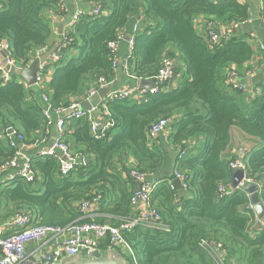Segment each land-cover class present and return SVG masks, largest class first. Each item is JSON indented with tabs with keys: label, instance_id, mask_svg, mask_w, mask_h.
Here are the masks:
<instances>
[{
	"label": "trees",
	"instance_id": "obj_1",
	"mask_svg": "<svg viewBox=\"0 0 264 264\" xmlns=\"http://www.w3.org/2000/svg\"><path fill=\"white\" fill-rule=\"evenodd\" d=\"M78 1L89 9L96 4L103 14L82 18L68 33L69 45L58 51L61 61L49 66L54 73L43 90L53 109L69 108L74 98L85 100L102 76L109 82L115 79L121 66H113L109 44L120 35L134 38L131 52L125 40L120 47L126 49L122 70L128 77L152 78L171 57L177 62L178 84L162 85L170 90L149 94L142 103L109 101L107 112L100 106L102 122H114L100 141L93 138L88 117L69 118L66 142L86 156L87 165L64 177L56 159L34 157V182L17 178L0 184L1 222L2 213L9 217L21 212L31 216L32 224L66 227L90 221L79 211L82 203L90 202L104 214L97 222L119 225L136 211L135 181L129 175L136 170L159 177L150 205L163 225H138L123 233L138 264H219L203 242L220 244L225 264H264V226L255 225L249 196L242 189L223 196L219 192L220 186L230 188L234 174L224 157L231 130L237 127L264 144V90L252 96L227 85L229 71L234 69L242 78L250 71L253 45L248 37L233 35L211 46L206 36L210 23L225 30L244 24L249 7L239 0ZM52 14H63L60 0H0V42H10L18 66H29L37 54L53 47ZM135 23L139 29L133 33ZM70 51L80 54L67 63ZM18 79L14 75V81L5 85L0 81V165L13 157L7 129L16 128L29 143L46 134L36 87H32L36 94L29 96L32 88ZM168 118L169 144L186 152L174 162L169 150L148 138L151 127ZM200 139V147H191ZM244 163L247 179L263 187L264 204V145L247 154ZM175 171L185 176L187 189L171 185ZM107 245L108 240L98 249Z\"/></svg>",
	"mask_w": 264,
	"mask_h": 264
},
{
	"label": "built area",
	"instance_id": "obj_2",
	"mask_svg": "<svg viewBox=\"0 0 264 264\" xmlns=\"http://www.w3.org/2000/svg\"><path fill=\"white\" fill-rule=\"evenodd\" d=\"M264 6V5H263ZM60 11H65V4L63 0H60ZM101 9L96 5L93 8H82L76 11L73 19L70 21L61 40L58 45L57 51L45 62L40 64L37 72V85L35 86L40 93L41 111L46 125L45 137L34 143H29L26 140V136L23 135L16 128L7 129V141L13 150V157L6 163L0 165V184H10L17 178L32 183L36 179L35 170L31 164V160L34 157H52L57 160L59 165L60 174L64 177L70 175L72 172L87 165V158L82 154L75 153L70 145L66 142V130L67 121L69 118H85L88 117L91 120V134L93 138L100 141L106 137L107 130L114 126L113 121L106 123L95 119L92 113L95 108L91 110H83L81 108V102H75L67 109H53L49 97L45 94L44 85L49 78V66L53 63L61 61L62 55L58 53L60 48H65L69 45L70 39L68 33L73 30L82 18L87 16H100ZM239 25H233L230 30L216 28L215 24L210 23L207 27V40L211 46L219 45L223 40L230 39L232 31L238 28ZM139 29L138 24H134L132 32L136 33ZM219 30L218 34L216 30ZM125 40L124 35L118 36V38L109 44V49L113 55V66H118V54L122 42ZM248 41L251 44L258 43L257 37L254 34L248 36ZM134 45V38L128 42V49L131 52ZM260 48L264 50V45L261 44ZM50 50V49H49ZM49 50L45 49L42 53L37 54L36 57L43 55ZM3 61L5 62L3 64ZM32 63V62H31ZM30 63V64H31ZM126 63V61H124ZM28 67V66H27ZM26 67H20L16 64L12 54V46L9 41L3 40L0 42V81L5 84H9L14 81V74L12 69H21ZM176 69L177 62L171 57H166L163 61V66L156 76L146 78L147 80L154 79L155 83L149 89L144 90L135 86L132 88L115 89L107 95L104 101L101 103L107 112L105 103L109 101H124L132 99L137 103H142L145 98L150 95H155L161 91H167V88H161L166 83L173 85L176 81ZM252 75V71H248L245 77ZM244 77V78H245ZM241 78L236 71H229L227 78V85L231 89H237L244 91L245 88L239 84L238 79ZM140 79L139 81H141ZM112 82H109L106 77H100L90 88L85 100H89L95 96L99 91L111 86ZM170 85V87H171ZM246 91V90H245ZM260 90H256L250 95H259ZM100 106L98 107V114L101 113ZM172 119H163L158 123H155L148 134V138L151 143L156 142L158 137L166 133L171 126ZM12 130V131H11ZM34 151V153H33ZM184 150L180 153V158L185 156ZM240 159L230 161V167L233 171L244 170L246 171V164L244 163V157ZM130 177L137 182H141L142 186L138 193L132 199V205L138 213L133 218L124 221L119 225H111L107 223H99L93 217V205L90 202H84L79 206V211L82 213L84 219H88V222L73 223L69 226H45L32 224V219L29 214L15 213L11 224L14 226L12 232L9 234L5 231V224L0 220V264H61L65 259H71L78 257L82 251L93 252L98 250L101 241L108 240L109 246L113 249L123 248L126 250L125 257L122 259L127 264H138V259L132 250L131 246L126 242L123 233L133 229L138 225L146 227H163L162 217L156 209L151 207V193L153 192L156 183L147 181L148 177L139 173L136 170H131ZM175 180L180 181L181 186L187 189V181L183 174L178 171L174 172ZM248 184H258L247 179V176L243 182L239 185V189L244 190ZM172 186L173 183L171 184ZM219 192L221 196L229 194L230 188L220 186ZM251 209L252 206H251ZM255 224L264 226V222L259 220L255 215ZM52 240L54 241V249L49 251H41L40 248L34 250L32 255H28L25 247L29 242L42 243ZM202 246L214 253L219 257V251L225 253L222 250V246L216 243L203 242Z\"/></svg>",
	"mask_w": 264,
	"mask_h": 264
},
{
	"label": "crops",
	"instance_id": "obj_3",
	"mask_svg": "<svg viewBox=\"0 0 264 264\" xmlns=\"http://www.w3.org/2000/svg\"><path fill=\"white\" fill-rule=\"evenodd\" d=\"M65 4V11L61 16H56L55 14H52L50 19L51 23L53 26V41L54 45L58 44L61 40L62 35L64 34L66 27L70 23V21L73 19L74 14L76 13L77 10L85 8L82 7L79 4L78 0H63ZM243 4H246L249 7V12H250V17L249 19L244 23L240 24L238 28L234 29L232 31V35H237V36H245L248 37L250 34H254L257 37L258 43H254L253 49H254V55L251 60V63L248 65L250 68V71H252V75L249 77H241L238 79L239 84L243 86L246 90V93H252L256 91L257 89L264 90V50L260 48V45H264V14H263V4L264 0H239ZM202 23H199V28H201ZM127 42V41H126ZM53 45V46H54ZM126 49L124 50H119L118 54V65L119 69L117 70L116 77L112 81L111 86L108 87L107 89H111V91L115 89H125V88H132L135 86L139 87L140 81L132 79L131 77H128L122 70V65L124 63V54ZM80 54V51H70L66 62L69 63L72 59L76 58ZM54 73V70L49 71V77L51 78ZM20 83H23L22 79H18ZM24 84V83H23ZM178 84V81L176 80L173 85H171V88L176 86ZM26 87V86H25ZM29 89V87H26ZM106 89V88H104ZM102 89V91H104ZM170 90V87L167 88V91ZM109 91V92H111ZM36 89L32 88L31 92L29 93L30 95L36 94ZM39 93V92H38ZM40 95V93H39ZM87 101V100H86ZM75 102H84L83 100H78L77 98L73 99V103ZM101 114H98L97 117L99 120L102 121L100 118ZM103 121V122H107ZM172 134V128H169L166 133L161 134L158 139H157V144L161 147H164L165 149L170 151V157L169 160L171 162H174L176 156L180 153V149H174L173 146H171L168 142V139L170 135ZM203 144V140L200 139L193 144H190L191 147L198 148ZM263 143L254 137H251L247 134H245L243 131H241L239 128L234 127L231 130V142L229 144L228 149L224 153V157L229 160H236L240 159L241 156L244 154L247 155L252 151H256L260 148L263 147ZM34 153V151H33ZM3 177V176H2ZM1 177V179H2ZM149 181L156 183L159 181L158 176H150L148 177ZM136 184V183H135ZM135 190V188H134ZM94 208V206H93ZM93 217L96 219L97 217H102L104 214L97 213L96 207L93 210ZM138 213H134V216H136ZM0 217H1V212H0ZM109 218V216L107 215ZM2 223L5 224V231H7L9 234L12 232V228L14 227L11 222L13 220V215L9 217H5L4 213H2ZM109 224V222L107 223ZM258 226V224H255ZM107 240H103L100 243V246L105 243ZM40 248L41 251H49L51 249H54V241L49 240L46 242L42 243H35V242H29L25 250L28 255H32L35 249ZM102 259H122L125 257L126 250L123 248L119 249H113L109 245H107L103 250L98 249ZM219 257H217V260L219 264H225V259H226V254L221 251L218 252ZM92 258L90 252H85L82 251L78 257L71 258V259H65L61 264H78L83 261L90 260ZM93 259V258H92Z\"/></svg>",
	"mask_w": 264,
	"mask_h": 264
},
{
	"label": "water",
	"instance_id": "obj_4",
	"mask_svg": "<svg viewBox=\"0 0 264 264\" xmlns=\"http://www.w3.org/2000/svg\"><path fill=\"white\" fill-rule=\"evenodd\" d=\"M93 6H96L94 4ZM216 32L219 34L220 31L217 29ZM132 39V36L130 34L125 36V41L130 42ZM58 45H54L48 52L44 53L43 55H40L39 57H36L32 63L26 67L21 69H12V73L23 80L24 86L32 88L37 85V72L40 67V64L45 62L47 59H49L58 49ZM5 62L3 61V64ZM155 83L154 79L147 80L142 79L140 81L139 87L140 89L147 90L151 86H153ZM109 91L111 89H104V91H99L95 96L91 97L89 100L82 102L81 108L83 110H91L92 108H95V111L92 113L93 117H97L98 115V107L101 105V103L104 101V99L109 94ZM178 119H175V122H177ZM12 131V130H11ZM246 177V172L244 170H236L233 174V179L230 183V190L235 191L239 189V185L243 182V180ZM149 181V179L147 180ZM173 185L177 188H180L181 183L178 180H175L173 182ZM142 183L137 182L135 184V193H138L141 189ZM262 188L258 184H248L245 186L244 191L249 196L250 204L254 210L255 215L260 219L264 220V204L261 201L260 198V192L262 191ZM92 258L87 261L80 262L78 264H127L125 260L123 259H102L99 251L95 250L91 252ZM75 264V263H72Z\"/></svg>",
	"mask_w": 264,
	"mask_h": 264
},
{
	"label": "bare ground",
	"instance_id": "obj_5",
	"mask_svg": "<svg viewBox=\"0 0 264 264\" xmlns=\"http://www.w3.org/2000/svg\"><path fill=\"white\" fill-rule=\"evenodd\" d=\"M258 218V217H257ZM259 219V218H258ZM260 220V219H259ZM261 221H263L264 222V220H261Z\"/></svg>",
	"mask_w": 264,
	"mask_h": 264
}]
</instances>
